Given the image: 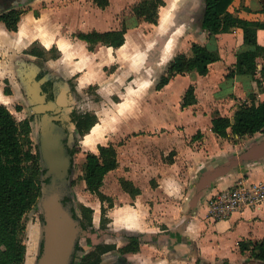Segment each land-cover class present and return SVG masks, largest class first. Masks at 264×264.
I'll return each mask as SVG.
<instances>
[{
	"label": "crops",
	"instance_id": "0c3cea01",
	"mask_svg": "<svg viewBox=\"0 0 264 264\" xmlns=\"http://www.w3.org/2000/svg\"><path fill=\"white\" fill-rule=\"evenodd\" d=\"M69 1L67 7L61 10L58 8L50 9L52 14L50 18L54 19L58 25L62 24L68 27L72 33L79 29L80 32L74 37L85 46L89 45L78 37L80 33L121 30L124 22L127 23L129 28L125 44L118 49L105 46L110 50V53L113 50L117 52V57L113 55V58L108 59L106 64L118 59H128L129 54L136 51L135 48H143L144 50L141 49L138 53L140 54L139 58L137 57L138 54L131 56V67L143 68V64L150 63L149 67L151 68L145 67L142 71L145 78L138 82L136 87L130 86L127 89L125 101L115 104L116 109L112 112L113 117L125 116V119H127L129 112H133L137 108L133 105L137 98L140 97L141 99L147 91H155L160 96L161 103H163L168 99V95L170 96L169 93L174 86L181 84L176 90L177 94H173L175 102H178L177 106L180 113H182L181 115L191 118L196 125L188 133H186V126L183 123L161 129L155 128L153 125L152 128L150 126L146 131L132 130L127 126V128H122L120 132L122 136H128L135 131L137 134L128 138L122 146H116V144L104 145L102 143L109 132L111 135V128L108 127L109 123L104 127L101 122L97 123L101 125V130L103 128L104 132L99 131L96 144L98 153L96 150L93 153L99 154V146L112 145L116 149H120L121 153L127 154L128 157H133L135 154L139 163L137 169H139L141 177V180H136L132 171V173H128L127 178H122L132 181L141 190V194L135 198H132L129 193L123 190L121 182L118 184L115 194H118L117 196L128 203L116 207L110 226L121 225L125 231L124 233L112 232V235L122 239L123 236L132 234L146 235L147 240L154 238L155 241L144 243V245L157 246L161 250L156 252H166L168 258L173 262L182 261L188 264H263L252 257L251 251L242 252L239 243L241 241L257 242L264 239V204L258 208L237 211L228 219L214 222L208 217L207 202L209 197L220 189L232 187L240 182L251 184L263 181L264 161H249L244 166L238 167L213 185L200 201L195 212L188 208L194 185L205 170L215 163L221 162L220 160H224L230 152H232V155H237V152L240 154L264 135V133H258L253 137L247 136L242 139L236 137L234 139L236 141L240 140L243 144L232 145L228 139L218 137L212 131V119L216 113L233 118L238 108L236 105L241 104L246 99L249 101L252 93L257 94L259 102L264 101V83L263 90L258 92L256 90L257 83L250 76L237 75L231 79L226 77L230 69L235 67L237 54L252 49V47L244 44L243 31L235 29L230 33L210 37L202 28L206 0H164L165 5L160 8L158 24L136 23L133 17V7L142 0H110V5L106 9H100L94 3V0H90L89 3L94 6L95 11H103L105 14L104 18L99 19L93 15L91 17L86 11L82 12L83 9L75 7L78 6L81 0H74V2L77 1L75 4H71L73 0ZM45 2H48V0H32L24 10L17 32L9 31L3 23H0V39L6 42L4 47H9L7 51L10 52L5 63L9 65L10 71L12 70L18 89L22 91H26V86L24 87L22 82H19L21 80L18 75L21 71L26 72V74L29 73L30 67L36 69L34 65L30 66L29 62L34 61L37 55H44V53L39 54L42 51L36 48V42L46 49L58 48L60 57L67 55L63 50L64 45L68 49L67 56L75 54V52L70 53L69 48L70 43H72L70 38L64 41H50L46 36L43 39L44 34H42L29 39L31 24L37 20L36 12L44 9ZM130 7H132L131 13L129 12ZM262 9L263 6L260 0H234L229 8L231 13L243 20L261 23L264 22ZM116 14L122 15V18H116L115 21L113 16ZM146 26L150 28L152 33L143 34L142 29ZM45 39L46 41H44ZM130 42L132 43L130 44ZM193 43L217 51L220 60L210 65L209 73L206 76L198 74L176 75L168 85L158 90L157 85L163 75L159 76L158 74L160 78L154 85L153 73L164 71V75H166L169 64L178 55V52L181 54L183 53L181 50H184V54L192 55ZM258 43L264 45V29L258 30ZM126 44H128L129 50L126 55H123L122 49ZM49 45L50 47H48ZM34 49L37 53L31 52ZM150 53L153 54L152 59ZM53 63L50 61L49 65L52 66ZM262 63L263 60L259 59V70ZM7 73L8 71L0 66V77ZM131 84L134 85L135 83ZM190 86L195 88L197 103L183 108L182 101ZM130 92L136 93L131 96ZM12 98L11 91L10 94H6L5 89L2 90L0 87L1 105L10 106ZM226 101L229 102L226 103L229 106L227 110L223 108L225 106L223 102ZM123 103L127 104V109L122 113H118V105ZM207 105H213L214 107L209 109ZM107 115L108 113L104 114V117L108 119ZM178 127H183V129H178ZM105 128L106 130H104ZM229 132L231 131L229 130ZM169 134L175 135L174 137L177 140H183L181 148L178 147L175 140L164 149L160 146L161 137ZM197 136L201 137L202 140L193 142ZM222 140L226 142L224 147L220 146ZM133 141L139 142L140 146L137 147L139 152L131 151L128 147ZM120 154L118 155L119 167L106 175L102 187V192L110 198L114 193L108 190L107 180L112 172L119 171L123 167ZM164 161L166 163L162 164ZM155 178H158V180L156 181ZM148 183L151 187L156 188L155 191H149ZM115 194L114 196H116ZM147 194H152L155 201L147 202L144 199ZM164 197L172 198L173 203L160 202L159 199H164ZM115 217L124 218L114 219ZM148 219H155L159 224L166 225L167 228L162 229L161 226L155 224L151 227ZM97 222L101 225V221H97L95 218V226H97ZM173 224H177V229L171 228ZM150 261L151 259H148V263ZM138 264L141 263L138 262ZM142 264H147V260L143 261Z\"/></svg>",
	"mask_w": 264,
	"mask_h": 264
},
{
	"label": "trees",
	"instance_id": "16d2710c",
	"mask_svg": "<svg viewBox=\"0 0 264 264\" xmlns=\"http://www.w3.org/2000/svg\"><path fill=\"white\" fill-rule=\"evenodd\" d=\"M233 1L206 0L202 28L210 37L230 33L235 29L243 31L244 44L252 49L237 54L235 67L230 69L226 77L231 79L237 75L250 76L261 92L264 83V45L258 43V30L264 29V22H251L235 16L229 10ZM260 2L264 12V0ZM94 3L100 9H106L110 5V0H94ZM164 5V0H142L133 7L136 23L158 24L159 11ZM22 13L13 9L1 15L0 22H3L9 31L17 32ZM128 28L127 23L124 22L121 30L92 31L80 33L78 37L88 43L90 51H93L98 44L118 49L126 42ZM31 52L37 53L35 49ZM259 59L263 60L260 70ZM219 60L220 55L217 51L193 43L192 55L178 54L169 64L167 74L161 77L157 89H163L176 75L206 76L210 65ZM5 92L10 94L8 88ZM196 103L195 88L190 86L183 98L182 107L186 108ZM76 121L78 132L86 134L98 123V117L95 114L85 113L77 115ZM212 131L218 137L232 136L235 139L264 133V101L259 102L257 94L252 93L248 102L239 105L233 118L216 113L212 119ZM30 133L29 120L17 122L9 109L0 104V264H25L27 247L22 238L25 230L23 219L31 209L38 207L42 194L40 154L32 150ZM74 154L75 146L72 156ZM118 167V151L112 145L99 146V154L89 153L83 164L82 179L86 183V189L96 195L102 204L110 202L108 208L114 207L113 200L102 192V187L106 175ZM120 182L123 190L132 198L141 194V190L132 181L121 179ZM108 208L102 206V215H106ZM80 210L83 224L93 226L94 210L86 205H81ZM102 221L106 223L105 219ZM239 247L242 252L251 251L252 257L264 264V239L257 242L241 241ZM139 250L140 242L137 238L122 249L123 252L130 254Z\"/></svg>",
	"mask_w": 264,
	"mask_h": 264
},
{
	"label": "rangeland",
	"instance_id": "374dc122",
	"mask_svg": "<svg viewBox=\"0 0 264 264\" xmlns=\"http://www.w3.org/2000/svg\"><path fill=\"white\" fill-rule=\"evenodd\" d=\"M90 0H81L78 3V6H75L77 8L83 9V11H86L91 17L104 18L105 14L103 11L94 10V6L89 3ZM77 2V1H75ZM74 0L71 1V4H75ZM70 3L69 0H48V2H45L44 9L39 10V12H36V21H33L30 28V34L29 39H32L35 36L44 34L43 39L48 37V39L51 40H57V41H64L69 40L70 38L72 40V43H70V53L75 52L73 56L68 55V49L66 46H63L64 52L67 53L66 56H61L59 54V49H46L42 45H40L38 42L35 43V46L37 49L42 51L45 56L48 57V60L54 62L50 68L52 70H56L57 72L62 75L64 78H60L62 81L68 82L70 87L69 92L72 95V107L74 109V112L76 114H85V113H91L96 114L98 117V122L102 123V126H107L111 128V135L109 132V136L107 134L106 139L102 141L104 145L108 144H116V146H122V144L126 143L128 138H130L132 135L137 134L136 131L139 130H148L151 126L154 125L155 128H167L169 126L175 125V124H184L186 126V133L191 132L194 127L196 126L192 119L186 116L181 115L180 111L178 110L177 103L175 102L174 95L177 94V89L180 87L181 84L175 85L173 90L169 93L168 99H166L163 103H161L160 96L155 93V91H147L144 96L140 99V97L137 98L134 106H137L136 109H134L133 112H129V117L125 119V116L123 117H113L112 112L116 109V103H121L126 100V91L130 86L136 87L138 82L142 81L145 78V75H143V72L145 67H149L150 63L143 64V68H132L131 67V56L138 54L141 49L135 48L136 51L133 52V54H129L130 56L128 59H118L117 61H114L110 64H106V61L113 58V55L117 57V52L114 50L110 53L107 47L103 45H96L93 51L89 50V46H85L80 41H77L75 39V35L80 32L79 29H77L75 32L72 33V31L68 28L61 25H58L55 23L54 19H51L52 16L50 9H62L67 7V5ZM131 8L129 9V12L131 13ZM129 13V14H130ZM108 14V12H107ZM93 15V16H92ZM96 15V16H95ZM115 18H122V15L116 14L113 16ZM126 17V15H124ZM143 34L148 35L152 32H150V28L147 26L142 29ZM141 32V33H142ZM29 41V40H27ZM46 41V39L44 40ZM132 42H130L131 44ZM4 42L2 39H0V66L2 68H5L8 73L6 75H3L0 77V87L2 90L9 88L11 91L12 98V104L10 106H6L9 111L13 114L14 118L17 122L24 121L25 119H28L29 115V107L26 104V101L24 99V95L21 93V91L18 89L16 80L14 78V75L12 73V70L10 71L9 65L5 63V60L8 58V55L10 54L9 47H4ZM52 44V42H50ZM129 44V45H130ZM134 44V42H133ZM50 47V45L48 46ZM185 49V48H184ZM128 44H126L122 49V54L126 55L128 52ZM184 53V50H181ZM109 53V56H108ZM180 52H178L179 54ZM151 59L153 54H149ZM126 57V56H125ZM140 57V54L137 56ZM136 57V59H138ZM60 58V59H59ZM46 60V59H45ZM41 66L45 65L44 58L39 63ZM9 69V70H8ZM46 72V71H45ZM44 72V75H45ZM157 74V75H156ZM153 73L152 79L154 81V85L157 83L158 79L164 75V71L161 73L158 72ZM136 75V76H134ZM156 76V78H154ZM139 78V79H138ZM135 83L134 85L131 83ZM153 88V87H152ZM256 90L260 92L259 87L257 85ZM136 92H130V95H135ZM163 99V97H161ZM246 101H248L246 99ZM245 102V100H244ZM225 103V106L223 108L225 110L228 109V105L226 103L229 102H223ZM176 107H175V105ZM206 104V103H205ZM174 105V107H173ZM240 104L236 105V107H239ZM18 107H21V109H18ZM209 109L213 108V105H207ZM127 109V104L123 103L121 105H118V113H122ZM108 113V119L107 117H104V114ZM126 115V114H125ZM105 118V119H104ZM125 120V121H124ZM131 128L132 130H136L133 134H130L128 136H122L120 132L122 131V128ZM159 126V127H158ZM183 127H178L180 129ZM101 130V125L97 124L95 125L90 132L86 134H80L78 130H74V141H75V154L73 156V172H72V183H73V189H72V200L75 203V208L77 209L78 215L83 218L80 206L86 205L88 207H91L94 209V214L92 217L93 220V226H89L90 231H98L102 233L107 232H113V233H124L125 229L123 226L118 225H112L110 224L113 221V214L116 209V207L124 206L128 202L124 201L121 197L117 196L118 194H115L116 189L118 188V184L120 183V179L127 178L128 173L134 172V176L136 180H141L140 172L138 167V161L136 159V155L134 154L133 157H128L127 154H123L120 152V149H117L118 155L120 154L121 158V164L122 168L119 171L112 172L107 180V188L109 191H112L116 196H111L114 204V208H108L110 205V202H105L102 204L100 199L96 196L91 194L86 189V184L84 183L82 176H83V164L86 161L87 155L89 153H93L96 150V144L99 136V131ZM106 130V128L104 129ZM103 131V128L102 130ZM104 132V131H103ZM120 134L119 136H117ZM175 135H167L162 136L160 141V146L164 149L168 145H170L174 140L176 141L178 147L181 148V143L183 140H177L174 137ZM204 136V135H203ZM113 137V138H112ZM138 139V137H136ZM192 138V137H191ZM30 139L32 142V150L34 153H37V138L35 136V133L32 132L30 134ZM230 141L232 145H240L242 143L240 140H235L234 138H226ZM201 137L197 136L196 140L193 142H199L201 141ZM226 144L224 140H222L220 146H223ZM243 144V143H242ZM133 145V146H132ZM140 144L139 142L133 141L131 145L128 147L131 151L139 152L138 148ZM222 147V148H223ZM224 149V148H223ZM98 153V151L96 150ZM227 154L226 158L224 160L229 159L235 155ZM237 155H239V152H237ZM223 161V160H220ZM124 163V165H123ZM166 163L165 161L162 162ZM149 180V178H147ZM157 181L158 178H155ZM154 184V182H153ZM148 189L150 192L155 191V187H151L150 183H148ZM122 190V189H121ZM123 191V190H122ZM124 192V191H123ZM159 194V193H157ZM152 194H147L145 196V200L147 202L155 201L154 197H152ZM160 196V195H159ZM160 202L163 203H173L172 198L164 197V199H159ZM107 207L106 215H102V207ZM100 217H103L106 221L104 223L102 220L104 219H98ZM95 218L97 221H101V225L99 222H97V226H95L94 221ZM124 217H115L114 219H123ZM148 222L151 224L149 226H153V224L161 226L162 229H166V225L159 224L157 220L155 219H148ZM23 224L25 226V230L23 233V241L24 244L27 247V256L25 264H37L38 256H39V250L41 248V241H42V224H43V217L42 212L38 207H34L31 209L24 217ZM177 224H173L171 228L177 229ZM116 230V231H115ZM96 233V232H95ZM119 238V239H118ZM126 239H122L120 237H116L113 239V241L116 242L115 246L122 247ZM86 247H88L86 245ZM117 250V249H116ZM157 246H146L144 243H141L139 254L137 256H134V262L135 264L141 263L145 260H147V264H188L182 261L173 262L171 261L167 253L164 251H159ZM157 254V255H155ZM148 259H151L150 263H148ZM192 264V263H191Z\"/></svg>",
	"mask_w": 264,
	"mask_h": 264
},
{
	"label": "water",
	"instance_id": "95a60500",
	"mask_svg": "<svg viewBox=\"0 0 264 264\" xmlns=\"http://www.w3.org/2000/svg\"><path fill=\"white\" fill-rule=\"evenodd\" d=\"M35 72H22L18 75L22 85L34 81ZM36 89V90H35ZM36 100H41L38 84L33 87ZM27 94V93H26ZM72 102L68 87L58 94L56 101L46 102L44 97V130L40 140V160L44 174L42 176V194L38 209L44 216L42 224V243L37 264H72L78 240L87 235L78 217L72 201V151L75 146L71 133L75 125H66L70 121L69 109L62 110ZM57 121H63L60 125ZM69 140L66 142L65 140ZM249 161H264V135L251 146L229 159L215 163L205 170L195 183L188 208L195 212L200 201L213 185L222 177ZM71 199V201H67Z\"/></svg>",
	"mask_w": 264,
	"mask_h": 264
},
{
	"label": "flooded vegetation",
	"instance_id": "af4514ba",
	"mask_svg": "<svg viewBox=\"0 0 264 264\" xmlns=\"http://www.w3.org/2000/svg\"><path fill=\"white\" fill-rule=\"evenodd\" d=\"M31 2L32 0H0V16L13 9L20 10L24 13V10H26V7ZM43 58L45 65L41 66L39 63L40 61H42ZM49 63L50 60H48V57L45 55H37L34 61L29 62L30 66L34 65L35 66L34 68H36L33 69L32 67H30V72H35L36 76L34 81L27 82L25 89L26 91L20 90L21 93L24 95L26 104L29 107V115L27 120H29L31 125V133L34 132L37 138V142H38V145L36 147L37 152H39L40 150V140L42 138V134L44 130V111L38 112L37 109L44 108V97L46 99V102L56 101L58 94L62 92L64 88L70 87L68 82L62 81L60 79L63 78L62 75H60V73L50 68L51 66L49 65ZM35 84H38L40 96L43 97L42 101L36 100L34 98L33 87L35 86ZM67 109L70 110L69 111L70 121L66 122V125L69 126L70 124H73L75 125V129L77 130L76 116L80 114H76L74 112V109L72 107V102H70L66 108L65 107L62 108V110L64 111ZM57 123L60 125L64 124L63 121H57ZM71 134L74 135V131ZM65 141L68 142L69 140L67 139ZM71 171L73 172V170ZM43 174L44 171L42 170L41 177L43 176ZM42 185H43V180H42ZM67 201H71V199H67ZM42 217L44 222L43 214ZM76 217L80 219L83 228L87 232V235H85L84 237L78 240L76 251L74 254V260L72 264H135L133 257L136 254H138L139 251L130 254L123 252L122 249L128 244H130L132 240L135 238H137V240L140 242V245L141 243H149L151 241H155L154 238L147 240L146 235L143 234L125 235L123 236V239H126L125 241L127 242H124L122 247L120 246L116 247L115 246L116 242L113 241V239H115V237L117 236H113L112 233L109 232L101 234V232L98 231H95L96 233L94 231H90L89 226H85L83 224V218L80 217L79 215H77ZM100 219H104V218L100 217ZM86 245L88 247H86Z\"/></svg>",
	"mask_w": 264,
	"mask_h": 264
},
{
	"label": "built area",
	"instance_id": "2783aa9c",
	"mask_svg": "<svg viewBox=\"0 0 264 264\" xmlns=\"http://www.w3.org/2000/svg\"><path fill=\"white\" fill-rule=\"evenodd\" d=\"M208 217L214 222L228 219L233 213L264 204V180L247 184L240 182L220 189L208 199Z\"/></svg>",
	"mask_w": 264,
	"mask_h": 264
}]
</instances>
